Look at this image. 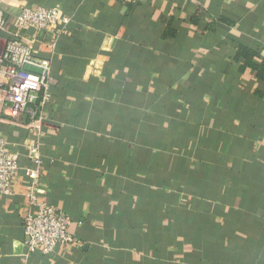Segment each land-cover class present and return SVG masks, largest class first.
I'll return each instance as SVG.
<instances>
[{
  "label": "crops",
  "instance_id": "1",
  "mask_svg": "<svg viewBox=\"0 0 264 264\" xmlns=\"http://www.w3.org/2000/svg\"><path fill=\"white\" fill-rule=\"evenodd\" d=\"M28 4L70 21L34 46L51 63L46 121H0L20 154L0 197V264H264V82L251 66L264 57V0L0 10L10 22ZM32 149L37 195L68 213L79 244L23 261Z\"/></svg>",
  "mask_w": 264,
  "mask_h": 264
},
{
  "label": "built area",
  "instance_id": "2",
  "mask_svg": "<svg viewBox=\"0 0 264 264\" xmlns=\"http://www.w3.org/2000/svg\"><path fill=\"white\" fill-rule=\"evenodd\" d=\"M69 21L56 4L25 5L10 22L0 10V44L6 35L0 48V121L19 123L26 118L27 125L37 130L46 121L52 98L51 63L38 57L34 46L53 27L67 28ZM19 159V152L0 131V197L13 194ZM29 159L33 166L26 168L27 203L21 207L23 261L34 254L49 257L58 245L79 244L69 231L68 213L38 197L42 160L34 149Z\"/></svg>",
  "mask_w": 264,
  "mask_h": 264
},
{
  "label": "trees",
  "instance_id": "3",
  "mask_svg": "<svg viewBox=\"0 0 264 264\" xmlns=\"http://www.w3.org/2000/svg\"><path fill=\"white\" fill-rule=\"evenodd\" d=\"M239 53L246 56L248 62H251L250 58L257 56V53L247 48H240ZM251 66L253 69H255L258 79L264 82V57L262 58L260 63H251Z\"/></svg>",
  "mask_w": 264,
  "mask_h": 264
}]
</instances>
